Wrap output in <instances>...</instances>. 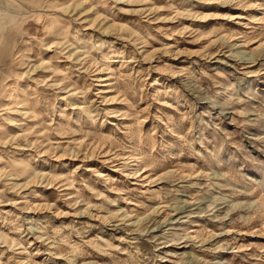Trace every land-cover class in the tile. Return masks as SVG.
Listing matches in <instances>:
<instances>
[{"label":"clouds","instance_id":"obj_1","mask_svg":"<svg viewBox=\"0 0 264 264\" xmlns=\"http://www.w3.org/2000/svg\"><path fill=\"white\" fill-rule=\"evenodd\" d=\"M205 2L239 8L246 15L239 22V28L221 25L210 33L222 58L218 64L185 66L186 71L171 77L161 90L154 82H149V73L159 71L155 65L133 72L128 69L131 61L125 53L113 49L105 51L106 42L102 39L108 22L119 13L129 11L122 5L145 4L152 8L153 0H0V247H6L13 254L8 264H36L35 253H29L25 247L28 243L25 237L33 243L39 242L49 256L62 259L66 264H97L91 258L90 248L103 251L105 255H111L108 249L125 253L128 259L120 264H157L165 259L156 255V249L162 245L150 236L154 231L152 223L159 221L144 213L133 211L136 219H132L126 212L121 216L108 212L104 206L91 205L98 209L97 214L107 215V220L101 216L103 223L114 229L123 226L131 237L123 241L129 245L127 249L104 241L103 250L98 247L99 237L84 238L90 225H77L73 220L54 226V204L45 209L51 213L47 217L24 215L29 208L35 211L36 206L24 197L20 200L15 197L34 180L51 182L52 170L60 166L53 162L77 154L81 147L77 137L101 148L107 146L111 159L121 165L124 175L136 177L147 172L156 178L157 184L163 183L162 188L143 193L156 203L158 212L167 209L171 213L179 211L188 216L227 220L237 231L254 223L264 226V80H261L264 77V0ZM140 11L143 16L148 9ZM168 11L175 13L176 8L170 6ZM221 15L235 19L229 13ZM94 19L98 24L89 33L86 29ZM125 30L133 34L130 29ZM97 32L100 35H96ZM46 51L53 53L47 60L43 58ZM53 61L57 63L54 65ZM62 62L66 63L59 67ZM117 62L119 66H114ZM40 70L41 75L36 76L35 72ZM101 70L109 74L112 95L96 92V99H89L88 93L96 84L95 74ZM212 70L214 74L209 76L208 71ZM85 71L84 83L78 84L73 77ZM47 72L52 75L45 76ZM249 72L257 73V78L245 88L242 78ZM193 76L201 83L210 82L196 95L183 84ZM217 89L227 95L218 97ZM229 95L231 99L224 105ZM60 100L67 101L68 108L77 111L70 113L58 107L56 102ZM114 103L121 107H105ZM181 103L185 107L195 104L197 112L210 113L209 122L223 107L228 113L224 117L226 122L235 118L238 124L250 125L240 133L244 149L239 157L235 153L218 154L222 137L209 143L207 139L188 135L180 126L183 115L178 121L161 107H180ZM13 115L19 119H13ZM113 116L120 117L115 126L110 120ZM32 121L37 123L32 125L29 123ZM6 125H14L20 131L10 133ZM223 142L233 143L228 139ZM175 149L192 153L197 166L176 171L172 167ZM90 171L101 175L95 169ZM62 179L65 184L71 183L70 177ZM108 183L111 185L108 191L116 192L127 203H131L130 196L139 195L128 187L117 188L114 181ZM240 194H243L241 199L233 200ZM103 199L108 205L117 203L106 196ZM79 202L85 203L82 199ZM225 203L241 204L244 214L232 219L229 208L226 215L215 216L217 205L223 207ZM8 204L17 211H5L3 206ZM139 207L148 210L145 205ZM228 233L226 227L220 234ZM73 234L80 238L79 243L71 239ZM214 237L215 234L205 239L201 235L197 240L193 233L185 232L176 236L173 243L183 246L187 242L202 248ZM144 241L150 247H145ZM228 243L225 241L222 246ZM204 250L215 253L217 248ZM232 250L237 255L244 253L241 260L264 264V248L250 252L248 246H236ZM19 256H27V259ZM199 259L201 264H223L217 258ZM184 260L185 254L178 253L171 264H184ZM0 264L4 261L0 260Z\"/></svg>","mask_w":264,"mask_h":264},{"label":"rangeland","instance_id":"obj_2","mask_svg":"<svg viewBox=\"0 0 264 264\" xmlns=\"http://www.w3.org/2000/svg\"><path fill=\"white\" fill-rule=\"evenodd\" d=\"M170 6L176 8L175 13L168 11ZM122 7L129 9V11L119 13L114 20L108 22L104 29L106 33L102 36V39L106 42L104 50L123 51L126 58L131 61L128 64V69L133 72L145 71L150 66L155 65L159 71L149 73V82H154L155 86L161 90L171 77L178 76L179 72H185V66H195L196 63L209 66L218 64L222 58L219 49L216 48V41L212 39L210 33L215 27L221 25L239 28V22L246 15L242 9L225 8L215 2H205V0H153L152 8L145 4H126ZM141 9H148V11L142 16ZM250 11L254 12V10ZM192 13H199V15L194 17ZM223 13H229L235 19H228L221 15ZM97 24L98 20L94 19L93 24L89 25L86 30L89 33L93 32ZM125 29H130L133 34L130 35ZM200 33H208L209 35H200ZM96 35H100V33L97 32ZM52 55V52L46 51L43 53V58L47 60ZM56 63V61H53L54 65ZM64 63L66 62L60 63L59 67H63ZM114 66H119L118 62ZM41 72L42 70L37 71L35 75L40 76ZM213 74L214 70L208 71L209 76ZM44 75L51 76L52 73L47 72ZM86 76L87 71L79 74V76H74L73 79L78 84H83ZM108 77L109 74L102 70L95 74L96 84L88 93L89 99H96V92H103L106 96L112 95L110 91L111 81ZM256 78L257 73L249 72L247 77L242 78V86L247 88L249 83L255 81ZM261 80H264V77H261ZM209 83V81L201 83L194 76L183 81L184 87L193 95L199 93L202 88L209 86ZM216 91L218 97L227 95L219 89ZM60 95L64 96L65 93H60ZM230 99L229 95L228 99L223 102L224 105H227ZM56 104L58 107L62 106L67 112L74 113L77 111L75 108H68L67 101L60 100ZM105 107L119 108L121 106L114 103ZM161 107L178 121L183 115L184 119L180 126L190 136L207 139L209 143H215L221 137L233 141L231 144H225L223 139H220L218 154L226 156L235 153L239 157V154L243 151L244 144L240 142V133L250 125L238 124L235 118H230L226 122L224 117L228 113L224 111L223 107L220 113L212 118L211 122L208 120L210 113L197 112L195 104H190L187 107L183 103L180 107L176 105H172L171 108ZM243 115L241 113V116ZM12 118L19 119L15 115ZM110 120L112 126H115L120 117L113 116L110 117ZM29 123L34 125L37 122L32 121ZM226 124L230 127L225 126ZM6 128L8 132L13 134L20 131L14 125H6ZM37 131L40 132L41 130L37 129ZM56 139H60V137H56ZM77 139L81 140V147L76 155L65 156L53 162L60 166L52 170L51 182L45 183L34 180L24 187L20 196L15 197L16 200L24 197L36 206L35 211L29 208L24 215L28 217H47L51 213L45 209L48 205L54 204L55 208L52 209L56 212L54 226L69 223L73 220L77 222V225L80 223L90 225L84 238L95 239L99 237L98 247L102 250L104 249V241L127 249L129 245L123 241L131 239V237L128 236L123 226L114 229L103 223L101 216L104 220H107V215L104 213L97 214L98 209L91 207V205L104 206L108 209V212L119 213L121 216L126 212L132 219H136L133 211L144 213L145 216L155 217V220L159 223H152L154 231L150 233V236L156 238L162 245L156 249V255L165 257L157 264H171V259H175L178 253L185 254L184 264H201L199 258L204 260L217 258L222 260L223 264H251L247 259H240L241 256H244L243 252L237 255L232 249L236 246H248L250 252H255L260 248H264V226L258 223L237 231L228 224L227 220L210 219L205 216H188L179 211L171 213L167 209L158 212L156 203L143 193L162 188L163 183L157 184L156 178L150 177L147 172H142L140 176L136 177L124 175L120 170L121 165L111 159V153L107 146L101 148V146L92 145L81 137H77ZM84 144H87V147H84ZM97 153H100V155L97 156ZM193 160L192 153H185L179 149L172 152V167L176 171L196 167L197 165ZM90 169H95L101 175H94ZM45 171H48V169H45ZM124 171L127 172L128 169L125 168ZM64 177H70L71 183L65 184L64 179H62ZM104 177L108 179L105 180ZM108 181H114L117 188H131L139 195L130 196L131 203H127L116 192L108 191L111 186ZM96 193H99L100 196L98 197ZM242 195L233 197V200L241 199ZM105 196L108 199L117 201V203L106 204L103 199ZM81 199L85 203H80ZM139 205L147 206L148 210L145 211ZM3 208L5 211H17L11 204L4 205ZM229 208H231L232 219L244 214L241 204L232 203L229 206L228 203H225L223 207L217 205V211L214 215H226ZM80 211H83L84 214L80 215ZM140 219L143 220L144 217L142 216ZM226 227L229 228V233L220 234ZM185 232L193 233L197 240L200 239L201 235H204L205 239L214 234L215 237L208 240L202 248H196L187 244V242L183 246L173 243L176 236ZM25 239L28 241L25 247L28 248L29 253H35L33 259L36 264H66L62 259L49 256L45 247L40 245L39 242L33 243L28 237H25ZM71 239L76 243H79L80 240L75 234L72 235ZM225 241L229 242L228 245L222 246ZM143 244L145 247H150L147 241H144ZM209 247H216L217 251L208 253L204 250ZM88 251L92 253L91 258L95 259L97 264H120V262L128 259L125 253L113 249L107 250L111 252V255H105L103 251H96L93 248L88 249ZM12 255V252L7 250L6 247H0V260H3L4 264H8V260ZM168 257H171V259ZM18 258L27 259V256H19Z\"/></svg>","mask_w":264,"mask_h":264}]
</instances>
